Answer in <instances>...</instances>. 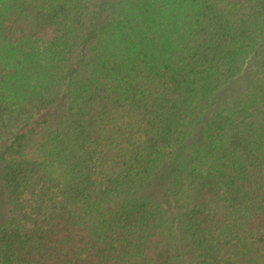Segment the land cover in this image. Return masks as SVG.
<instances>
[{
  "label": "trees",
  "instance_id": "16d2710c",
  "mask_svg": "<svg viewBox=\"0 0 264 264\" xmlns=\"http://www.w3.org/2000/svg\"><path fill=\"white\" fill-rule=\"evenodd\" d=\"M0 264H264V0H0Z\"/></svg>",
  "mask_w": 264,
  "mask_h": 264
},
{
  "label": "rangeland",
  "instance_id": "374dc122",
  "mask_svg": "<svg viewBox=\"0 0 264 264\" xmlns=\"http://www.w3.org/2000/svg\"><path fill=\"white\" fill-rule=\"evenodd\" d=\"M0 196H1V194H0ZM0 213H1V210H0Z\"/></svg>",
  "mask_w": 264,
  "mask_h": 264
}]
</instances>
